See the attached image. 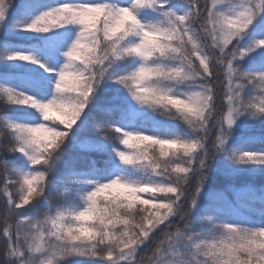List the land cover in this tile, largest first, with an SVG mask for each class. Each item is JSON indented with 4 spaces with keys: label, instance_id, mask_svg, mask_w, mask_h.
Masks as SVG:
<instances>
[{
    "label": "snow or ice",
    "instance_id": "1",
    "mask_svg": "<svg viewBox=\"0 0 264 264\" xmlns=\"http://www.w3.org/2000/svg\"><path fill=\"white\" fill-rule=\"evenodd\" d=\"M214 174L264 176V0H0V264H264Z\"/></svg>",
    "mask_w": 264,
    "mask_h": 264
},
{
    "label": "trees",
    "instance_id": "2",
    "mask_svg": "<svg viewBox=\"0 0 264 264\" xmlns=\"http://www.w3.org/2000/svg\"><path fill=\"white\" fill-rule=\"evenodd\" d=\"M50 114L51 115H58L55 112H51ZM93 116L96 117V119H106L107 118L106 116H104L101 113H97V112L91 113L89 115V120H90L89 127H88L86 132L81 134V136H80L81 140H84L87 137H96L98 135L96 133V131L91 126V117H93ZM236 135L239 136L240 132L237 131ZM245 147L252 148V149H258L261 147V145H259V144L246 145ZM81 157H83L85 159L92 158V159H96L98 161L104 159L103 155L100 153L83 152L75 146H71L69 148L68 154H67V159L69 161H71V160H73V158H75L77 160V167L82 166V163L80 161ZM65 171H66V169H62L61 175H63ZM230 183H235L237 186L243 185L245 183H249V184L255 185L257 188H259L261 185H264V176H261L259 174H256L254 176L245 174V175H241V176L237 177L235 180H230L228 178L214 174L213 179L209 182L208 187L210 189H223V188H226V185H228ZM194 185H195V178H193V186ZM226 195L228 196L229 199L233 198V193L231 191H226ZM3 200H4V197L2 195H0V205H2ZM204 202H206V200ZM0 218H2V209H0ZM0 227H2V222H0ZM2 247H3V239L0 238V248H2ZM149 255H150V253H149Z\"/></svg>",
    "mask_w": 264,
    "mask_h": 264
}]
</instances>
